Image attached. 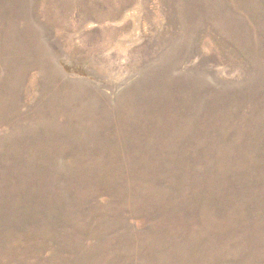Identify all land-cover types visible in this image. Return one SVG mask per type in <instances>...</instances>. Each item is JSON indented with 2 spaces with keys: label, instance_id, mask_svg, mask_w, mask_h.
<instances>
[{
  "label": "rangeland",
  "instance_id": "1",
  "mask_svg": "<svg viewBox=\"0 0 264 264\" xmlns=\"http://www.w3.org/2000/svg\"><path fill=\"white\" fill-rule=\"evenodd\" d=\"M0 264H264V0H0Z\"/></svg>",
  "mask_w": 264,
  "mask_h": 264
},
{
  "label": "bare ground",
  "instance_id": "2",
  "mask_svg": "<svg viewBox=\"0 0 264 264\" xmlns=\"http://www.w3.org/2000/svg\"><path fill=\"white\" fill-rule=\"evenodd\" d=\"M57 70V69H56ZM34 110V109H33ZM142 193V192H141ZM143 194V193H142Z\"/></svg>",
  "mask_w": 264,
  "mask_h": 264
}]
</instances>
